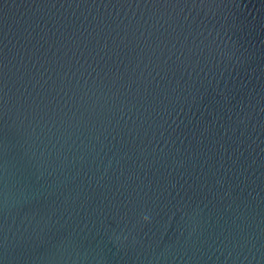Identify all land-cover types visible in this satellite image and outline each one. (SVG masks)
I'll use <instances>...</instances> for the list:
<instances>
[{"label": "water", "instance_id": "1", "mask_svg": "<svg viewBox=\"0 0 264 264\" xmlns=\"http://www.w3.org/2000/svg\"><path fill=\"white\" fill-rule=\"evenodd\" d=\"M0 264H264V0H0Z\"/></svg>", "mask_w": 264, "mask_h": 264}, {"label": "clouds", "instance_id": "2", "mask_svg": "<svg viewBox=\"0 0 264 264\" xmlns=\"http://www.w3.org/2000/svg\"><path fill=\"white\" fill-rule=\"evenodd\" d=\"M144 219H145V220H147V219H148V217H147V216H145V217H144Z\"/></svg>", "mask_w": 264, "mask_h": 264}]
</instances>
